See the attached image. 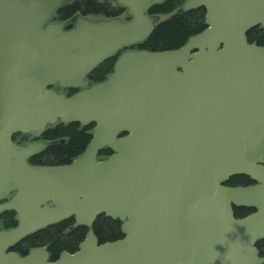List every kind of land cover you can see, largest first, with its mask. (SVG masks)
<instances>
[{
    "label": "water",
    "instance_id": "95a60500",
    "mask_svg": "<svg viewBox=\"0 0 264 264\" xmlns=\"http://www.w3.org/2000/svg\"><path fill=\"white\" fill-rule=\"evenodd\" d=\"M72 0H0V204L20 223L0 230V264H264V0H187L206 9V28L179 49L127 51L113 73L80 88L118 50L145 41L166 0H109L130 19L82 15L49 23ZM94 123L71 164L27 161L54 143L29 140L57 121ZM123 133H127L122 136ZM110 147L105 160L97 154ZM254 183L229 186L230 178ZM55 204L51 206L48 200ZM236 207L255 209L237 218ZM119 219L124 237L100 243L89 231L79 250L52 261L45 247L25 256L21 239L63 219L91 227Z\"/></svg>",
    "mask_w": 264,
    "mask_h": 264
},
{
    "label": "trees",
    "instance_id": "16d2710c",
    "mask_svg": "<svg viewBox=\"0 0 264 264\" xmlns=\"http://www.w3.org/2000/svg\"><path fill=\"white\" fill-rule=\"evenodd\" d=\"M184 0H167L164 3L152 7L151 12L157 14H168L183 4ZM125 12L120 6H115L103 0H74L65 6L59 13V19L64 20L72 17L76 13L83 15H103L106 17H115ZM206 10L204 8L191 10L189 12L177 13L167 20L158 24L149 38L135 46L139 49L150 51H163L178 49L183 46L189 37L201 32L205 27ZM251 40H258L264 43V29L249 34ZM113 57L101 64L90 75L89 79L95 82L103 81L109 72L113 70L115 62ZM92 125L81 126L78 123H59L54 127L48 128L42 135V139H68L65 144L49 146L44 152L45 163H67L78 153L83 152L92 139ZM111 153L106 149L101 155ZM42 159L36 160L37 163L43 162ZM253 183L250 177L238 175L228 181L230 186L249 185ZM254 211L253 208L237 207L235 215L237 218L247 216ZM68 222H62L49 226L25 239L27 245H49L51 259L56 260L63 251L75 252L79 244L87 235V228L79 226L68 232ZM94 231L101 243L114 241L123 237L121 231V221L115 220L105 215L98 217L94 224ZM257 248L264 256V239L257 242Z\"/></svg>",
    "mask_w": 264,
    "mask_h": 264
},
{
    "label": "flooded vegetation",
    "instance_id": "af4514ba",
    "mask_svg": "<svg viewBox=\"0 0 264 264\" xmlns=\"http://www.w3.org/2000/svg\"><path fill=\"white\" fill-rule=\"evenodd\" d=\"M264 29V26L263 25H259V26H257V27H254V28H252L251 30H249L248 31V34H247V37H248V40H249V42H251V43H255V44H258V45H262V46H264V43H260V42H258V40H255V39H253V40H251V38H249V34L251 33V32H253V33H257V32H259V31H261V30H263ZM53 87H56L59 91H62V92H64L66 95H72V94H74L76 91H78L77 89L75 90V89H65V90H61V89H59L58 88V86L57 85H55V86H53ZM15 141H17L19 144H21L23 141H22V139H14ZM33 141H44V142H53V141H57V145H61V144H65L67 141H68V139H32ZM86 149V148H85ZM84 149V150H85ZM46 151V150H45ZM45 151H43V152H40V153H37V154H35V155H33L32 157H30L29 159H28V162L31 164V165H34V166H55V165H67V164H71L72 163V161L75 159V158H77L78 156H80L83 152H80V153H78L76 156H74L72 159H71V161L70 162H67V163H61V164H59V163H50V162H48V163H45L44 162V152ZM40 159H42L43 160V162H41V163H37L36 162V160H40ZM17 191H13V192H10L4 199H0V203L1 204H4V203H7V202H10V201H12V199H13V197L15 196V193H16ZM48 202L51 204V206H54L55 204L52 202V200L50 199V200H48ZM100 217V216H99ZM98 219V218H97ZM62 222H68V224L70 225L68 228H67V231L68 232H70V231H72L73 229H75V228H77V227H79L78 225H77V219H76V216H71V217H69V218H66V219H63L62 221H60L59 223H62ZM20 223V219H19V213L16 211V210H14V209H8V210H6V211H4L3 213H1L0 214V230H3V229H5V230H7V229H10V228H14V227H16L18 224ZM58 224V223H57ZM95 224V223H94ZM51 226V225H50ZM49 227V226H48ZM48 227H45V228H43V229H46V228H48ZM82 227H86V226H82ZM87 228V227H86ZM43 229H40V230H38V231H36V232H34V233H32L31 235H33V234H35V233H37V232H39V231H41V230H43ZM89 232V228H87V233ZM28 236H30V235H28ZM28 236H26L25 238H23V239H21L18 243H16L11 249L13 250V251H15V252H17V253H19V254H21V255H26V254H28L29 253V251L32 249V248H35V247H45L46 249H47V251H48V253L51 255V251H50V247H49V245H44V244H42V245H27V244H25V239L28 237ZM78 248H79V246H78Z\"/></svg>",
    "mask_w": 264,
    "mask_h": 264
},
{
    "label": "rangeland",
    "instance_id": "374dc122",
    "mask_svg": "<svg viewBox=\"0 0 264 264\" xmlns=\"http://www.w3.org/2000/svg\"><path fill=\"white\" fill-rule=\"evenodd\" d=\"M170 15L169 14H160L159 15V21L160 20H164L166 19L167 17H169ZM93 18H101L100 16H92ZM122 17L125 18V15H123ZM18 139H21L20 137H17Z\"/></svg>",
    "mask_w": 264,
    "mask_h": 264
}]
</instances>
